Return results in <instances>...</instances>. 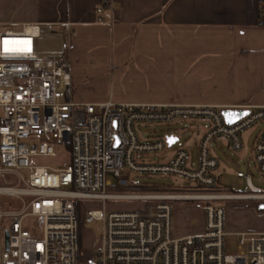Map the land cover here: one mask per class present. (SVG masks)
<instances>
[{"label": "built area", "instance_id": "1", "mask_svg": "<svg viewBox=\"0 0 264 264\" xmlns=\"http://www.w3.org/2000/svg\"><path fill=\"white\" fill-rule=\"evenodd\" d=\"M95 10L112 13L114 0H99ZM260 22L264 23V0ZM65 27L75 34L72 23ZM24 48L30 51L19 50ZM71 93L65 32L40 23L24 24L20 31H0V179H16L11 186L0 184V196L20 203L10 210H2L0 203V264H264V232L228 233L220 203L264 200V188L253 185L249 173L239 171L237 176L245 179L250 192L206 190L218 183V161L211 155L210 142L225 138L239 152L242 134L256 125L260 128L252 163L264 177V107L248 108L245 116L227 124L222 109L215 106L112 99L77 103ZM190 119L208 122L195 159L180 148L163 162L147 160L149 155L162 154L168 142L166 137H140L136 126ZM60 150L67 154L63 165L37 163V158H54ZM129 174L171 176L198 191L121 192L129 186ZM109 200L150 203L137 210H108ZM179 200L203 201L200 231L176 233L170 202ZM28 218L36 219L32 227ZM93 222L100 223L101 234L86 258L81 228ZM229 237L235 248L228 252Z\"/></svg>", "mask_w": 264, "mask_h": 264}, {"label": "crops", "instance_id": "2", "mask_svg": "<svg viewBox=\"0 0 264 264\" xmlns=\"http://www.w3.org/2000/svg\"><path fill=\"white\" fill-rule=\"evenodd\" d=\"M98 1L0 0V31H20L24 24L40 23L65 32L71 96L77 103L112 99L221 109L264 107L262 0H114L110 14L96 12ZM66 23H72L74 35ZM187 121L190 129H196L193 141L170 148L179 140L170 134L177 140L168 145L165 160L180 148L196 158L208 122ZM259 128L252 127L246 137L242 134L243 148L251 138L254 142ZM225 148L232 150L225 138L210 142L217 169L221 160L215 150L225 153ZM244 200L252 202L237 208V225L228 224L227 232H264V209L258 208L264 200Z\"/></svg>", "mask_w": 264, "mask_h": 264}, {"label": "rangeland", "instance_id": "3", "mask_svg": "<svg viewBox=\"0 0 264 264\" xmlns=\"http://www.w3.org/2000/svg\"><path fill=\"white\" fill-rule=\"evenodd\" d=\"M189 121L176 122L170 125L166 124H155L150 126H136L139 130L140 137H155L163 138L170 134L179 138L170 148L179 146L180 143L185 141H193L196 131L189 128ZM204 126V123H203ZM196 130V129H195ZM251 128L243 133L246 137ZM252 138L251 141L245 144V147L238 153L233 152L229 148H225V153L221 150H215L217 156L220 158V167L216 169L218 174V183L215 187L206 189L207 191L213 192H227V193H248L250 189L247 187L245 179L237 177L236 172L238 170L248 172L252 176V182L254 185L264 188V177L253 168L252 164V150H253ZM169 147L166 148V150ZM215 149V147H214ZM167 153V152H166ZM165 151L160 155H149L147 160L152 163L163 162L166 158ZM37 163L41 165L59 166L67 162V154L64 150H60L58 156L54 158L42 157L37 158ZM24 178H27V173L22 172ZM130 183L129 186L121 188L120 191L124 193H140V194H155V193H181V192H193L198 191L186 181L176 179L171 176H162L159 174L149 175H137L129 174ZM131 178L132 181H131ZM16 179L7 178L0 179L1 185H14ZM252 201L244 200H226L220 201L225 209L226 221L225 228L227 225H237V208L244 207ZM0 203L2 204V210L18 209L20 203L14 197L5 195L0 196ZM148 203L147 201H131V200H109L105 205L108 210H137L144 208ZM203 201L194 200H183V201H171L170 204L173 209V226L178 231L193 232L200 229L202 221L204 222V211L201 209ZM257 203V202H255ZM92 208H100L97 203H89ZM26 223L29 227H32L36 223L35 218H28ZM101 234V225L99 222H93L91 224L83 225L81 233V249L84 252L85 257L89 256L90 249L93 244L99 241ZM234 239L229 237L227 243V251H231L235 248Z\"/></svg>", "mask_w": 264, "mask_h": 264}, {"label": "water", "instance_id": "4", "mask_svg": "<svg viewBox=\"0 0 264 264\" xmlns=\"http://www.w3.org/2000/svg\"><path fill=\"white\" fill-rule=\"evenodd\" d=\"M248 112L249 111L247 109H222V115L227 124L234 123L236 120L245 116ZM166 139L169 146L177 140V138L173 137L172 135L166 136ZM258 208L264 209V204H259Z\"/></svg>", "mask_w": 264, "mask_h": 264}, {"label": "snow or ice", "instance_id": "5", "mask_svg": "<svg viewBox=\"0 0 264 264\" xmlns=\"http://www.w3.org/2000/svg\"><path fill=\"white\" fill-rule=\"evenodd\" d=\"M8 42L7 41H5V44H7ZM6 51H9V49H5ZM12 51H16L17 49H11ZM20 51H30V49H28V48H24V49H19Z\"/></svg>", "mask_w": 264, "mask_h": 264}, {"label": "bare ground", "instance_id": "6", "mask_svg": "<svg viewBox=\"0 0 264 264\" xmlns=\"http://www.w3.org/2000/svg\"><path fill=\"white\" fill-rule=\"evenodd\" d=\"M11 190H14V188H11Z\"/></svg>", "mask_w": 264, "mask_h": 264}, {"label": "trees", "instance_id": "7", "mask_svg": "<svg viewBox=\"0 0 264 264\" xmlns=\"http://www.w3.org/2000/svg\"><path fill=\"white\" fill-rule=\"evenodd\" d=\"M260 16H261V10H260Z\"/></svg>", "mask_w": 264, "mask_h": 264}]
</instances>
